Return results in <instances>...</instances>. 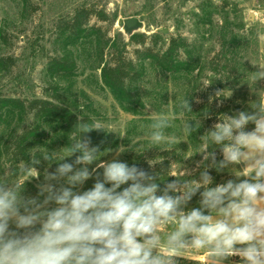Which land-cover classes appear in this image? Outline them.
I'll return each instance as SVG.
<instances>
[{"label": "clouds", "instance_id": "9594fccd", "mask_svg": "<svg viewBox=\"0 0 264 264\" xmlns=\"http://www.w3.org/2000/svg\"><path fill=\"white\" fill-rule=\"evenodd\" d=\"M255 79H264V70ZM180 107L192 112L188 99ZM250 107V112L221 115L200 137L198 179H186L182 172L164 182L161 174L136 164L96 163L102 152L81 134L102 128L79 124L67 155L42 154L56 167L45 170L35 196L22 193L27 181L40 177L37 157L17 173L24 179L0 182V264H178L188 249L206 250L213 264L231 257L240 264H264V101ZM150 127L153 145L169 143L166 118ZM198 129L189 121L183 125L187 135ZM155 164L149 161L150 167ZM235 165L243 166L235 176L244 179L210 186L209 169L219 173ZM94 174L95 182L85 190ZM197 194L199 206L188 208Z\"/></svg>", "mask_w": 264, "mask_h": 264}, {"label": "rangeland", "instance_id": "374dc122", "mask_svg": "<svg viewBox=\"0 0 264 264\" xmlns=\"http://www.w3.org/2000/svg\"><path fill=\"white\" fill-rule=\"evenodd\" d=\"M83 5H91L103 11L105 16L102 20L99 14L91 16L75 45L72 43L74 40L66 44L65 36H60L59 32L60 20L72 16ZM250 13H253L254 19H249ZM130 16H137L145 23L144 30L136 33L148 36L157 33L161 36L157 49L166 48L170 36L182 35L191 45L202 49V57L218 49L217 35L225 22L228 30L236 31L241 23L252 27L258 44L251 41L243 53L245 65L241 67L242 75L238 82L230 79L215 83L212 92L219 95L224 91L235 114L237 111L250 112L251 104L263 101L264 80L256 81L255 76L261 71L262 63L259 37L263 29L264 0H0V57L13 56L16 60L15 66H0V97L51 99L74 110L89 125H99L103 130H95L96 135L90 145L98 146L102 152L96 163L113 159L122 161L129 150L147 151L152 146L150 125L158 118H166L170 127L163 131L169 143L162 145L169 146L170 153L173 150L175 155H182V160L173 164V174L185 172L186 176L198 179L195 173L202 166V157L196 152L201 147L193 145L183 131L187 111H183L180 104L187 98L182 89L174 90L166 74L147 66L143 70V80L139 83L141 100L127 108L115 100L102 82L101 69L94 67L100 48L96 50L94 44L91 48V42L104 32L111 37L119 33L125 41H129L122 31V25L123 19ZM162 29L168 32L163 34L160 31ZM151 42L148 40V43ZM64 47L66 51L73 52L77 60L76 67L67 75L56 76L51 72L50 63L64 52ZM136 47L128 44L125 54L133 57ZM107 58L105 56V60ZM204 75L211 82L209 76L213 73L207 70ZM6 111L4 119H0L1 125L7 126L10 120L14 128L23 125V116L19 111ZM51 137V134L45 136L46 145H50V148L44 145L43 151H58L59 142L51 140ZM1 139L0 135V145ZM64 152L68 154V150ZM43 162L46 163H42V167L37 166L39 179L25 183L24 196H35L38 185L44 181L45 170L54 171L55 162L51 167L47 161ZM24 164H13L6 157L0 158V182L24 179L17 175ZM95 167L94 163L89 169ZM242 168V165H235L224 169L219 176L214 177L210 186L214 187L228 179H244L235 176L242 174ZM102 171L98 169L97 173ZM95 178L96 174L86 181L83 186L85 190L92 187ZM198 200L197 194L188 208L198 207ZM181 255L184 259L196 260L201 264H213L206 250L188 249ZM178 264L184 262L178 260ZM224 264H240V260L231 257Z\"/></svg>", "mask_w": 264, "mask_h": 264}, {"label": "trees", "instance_id": "16d2710c", "mask_svg": "<svg viewBox=\"0 0 264 264\" xmlns=\"http://www.w3.org/2000/svg\"><path fill=\"white\" fill-rule=\"evenodd\" d=\"M98 14L101 20L105 16L103 11H98L91 5H83L72 16L62 18L58 28L60 36L61 34L65 36L64 43L68 44L69 40H74L72 43L75 45V41L80 38V33L85 30L88 20L91 16H98ZM227 28L226 22L221 25L216 41L218 49L206 57H202L201 48L191 45L182 35L170 36L166 48L157 49L156 46L161 38L157 33L151 36L145 33H134L129 41H125L119 33L111 37L104 32L96 38V41L91 42V48L93 44L96 50L97 47L100 48L98 61L94 67L101 69L102 82L115 100L127 108L130 104L141 100L139 83L143 80V70L147 66L156 72L166 74L167 81L173 89H182L189 100L192 112H187L186 122L189 121L199 129L187 137L193 145L202 147L203 140L200 137L211 129L214 123L219 122L221 115H235L226 93L223 91L217 96L216 92H212V85L222 83L224 80L230 81V79L238 82L242 75L241 67L245 65L243 53L247 51L251 41L258 44V38L252 27H246L244 23H241L236 31ZM148 40L153 42L148 43ZM128 44L138 46L133 50V57L125 54ZM105 56L108 57L107 60ZM76 61L73 52L65 49L62 54L52 59L51 72L56 76L67 75L76 67ZM15 65L16 60L13 56L0 57V66ZM207 70L213 73L209 76L211 82H208L207 75H204ZM5 110L7 113L19 111L23 116V125L20 127H12L11 120L5 127L0 122L2 136L0 158L6 157L13 164L27 163L32 157H37L41 161L37 166L42 167V163H46L43 162L42 154L48 152L43 151V146L46 145L45 136L49 134L52 135L51 140L59 142L57 155H67L64 150H68L74 136L78 137V125L88 124V121L79 118L78 114L68 106L46 98L0 97V119L4 117ZM6 115L10 116V114ZM95 135V130L81 134L82 138L87 137L91 141ZM46 146L50 148V145ZM167 147L169 146L152 144L147 151L129 150L122 161L127 162L129 166L136 164L151 172L159 173L162 175L161 179L167 182L174 179L168 176L175 175L173 174L174 162L182 160V155H175L173 150L172 153L164 150ZM208 150L212 151L213 148L210 147ZM215 151L217 159H222L219 149L216 148ZM67 159L66 162L71 163L75 157ZM149 161L156 164L150 167ZM201 170L203 165L194 175L199 176ZM209 172L213 177L221 173L215 169H209ZM185 178L193 177L185 176ZM158 182L163 187V182ZM179 260L184 264H201L192 259L179 258Z\"/></svg>", "mask_w": 264, "mask_h": 264}, {"label": "water", "instance_id": "95a60500", "mask_svg": "<svg viewBox=\"0 0 264 264\" xmlns=\"http://www.w3.org/2000/svg\"><path fill=\"white\" fill-rule=\"evenodd\" d=\"M249 19H254L253 13H250ZM145 28V23L137 16H130L123 19L122 31L127 39H129L134 33L142 31ZM163 34L168 32L167 29L160 30ZM251 128V126H248Z\"/></svg>", "mask_w": 264, "mask_h": 264}, {"label": "crops", "instance_id": "0c3cea01", "mask_svg": "<svg viewBox=\"0 0 264 264\" xmlns=\"http://www.w3.org/2000/svg\"><path fill=\"white\" fill-rule=\"evenodd\" d=\"M262 23H263L262 24V28L263 29H262L260 37H259L260 50H261V59H262L261 68H260L261 71L264 70V16L262 17ZM263 101H264V96H263Z\"/></svg>", "mask_w": 264, "mask_h": 264}]
</instances>
